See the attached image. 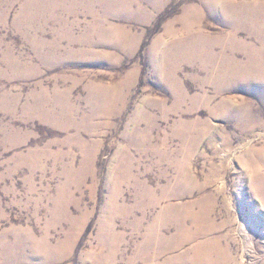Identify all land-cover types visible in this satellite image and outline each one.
Segmentation results:
<instances>
[{"label": "rangeland", "instance_id": "1", "mask_svg": "<svg viewBox=\"0 0 264 264\" xmlns=\"http://www.w3.org/2000/svg\"><path fill=\"white\" fill-rule=\"evenodd\" d=\"M0 264H264V0H0Z\"/></svg>", "mask_w": 264, "mask_h": 264}, {"label": "bare ground", "instance_id": "2", "mask_svg": "<svg viewBox=\"0 0 264 264\" xmlns=\"http://www.w3.org/2000/svg\"><path fill=\"white\" fill-rule=\"evenodd\" d=\"M201 229V228H200ZM203 231V230H202Z\"/></svg>", "mask_w": 264, "mask_h": 264}]
</instances>
